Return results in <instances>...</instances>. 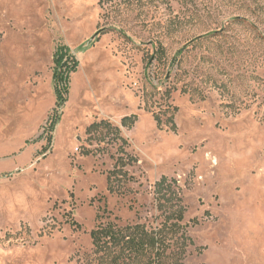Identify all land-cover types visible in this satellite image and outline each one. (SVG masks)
Returning a JSON list of instances; mask_svg holds the SVG:
<instances>
[{
    "label": "rangeland",
    "instance_id": "374dc122",
    "mask_svg": "<svg viewBox=\"0 0 264 264\" xmlns=\"http://www.w3.org/2000/svg\"><path fill=\"white\" fill-rule=\"evenodd\" d=\"M59 46L78 65L51 130ZM162 176L190 238L168 264H264V0H0V264L95 263L98 222L163 223Z\"/></svg>",
    "mask_w": 264,
    "mask_h": 264
},
{
    "label": "trees",
    "instance_id": "16d2710c",
    "mask_svg": "<svg viewBox=\"0 0 264 264\" xmlns=\"http://www.w3.org/2000/svg\"><path fill=\"white\" fill-rule=\"evenodd\" d=\"M155 61L162 62L163 50L159 49L156 53ZM154 59V58H153ZM53 89L55 93V108L49 115L46 125L53 129L59 119V109L65 102V96L68 90V75L77 68V61L70 50L64 46H59L53 56ZM137 120L136 115L123 117L121 126L130 128ZM154 120L158 128H161V120L155 116ZM170 130H175V124L172 117L165 123ZM109 128L112 134L118 139L119 128L112 126L107 121L92 123L88 129V134H94L99 128ZM100 133V132H99ZM89 154L88 150L84 151ZM124 154V152H122ZM133 161L134 159L131 158ZM131 161V162H132ZM125 159L123 156L118 157L115 161L114 168L107 173V190L110 193L114 191L121 193L119 184H127L132 177L128 176L124 170ZM175 181L166 176L154 183V195L158 210L164 215V221L156 229H148L143 224H126L119 225L115 221H100L90 231V239L95 255V263L92 264H168L169 259L175 255L170 252L171 239L175 237L176 241L190 240L185 234L186 225L183 224L185 209L182 206L181 199L177 194ZM73 226L78 224L71 221ZM194 225V224H193ZM172 238V237H171ZM185 246V245H184ZM185 248V247H184ZM182 252L178 255L181 256Z\"/></svg>",
    "mask_w": 264,
    "mask_h": 264
}]
</instances>
